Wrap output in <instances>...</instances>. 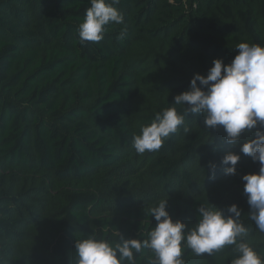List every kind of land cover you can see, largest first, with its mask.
<instances>
[{"label":"trees","instance_id":"1","mask_svg":"<svg viewBox=\"0 0 264 264\" xmlns=\"http://www.w3.org/2000/svg\"><path fill=\"white\" fill-rule=\"evenodd\" d=\"M89 7L0 0V264H75L84 235L146 239L156 223L148 210L162 199L189 227L205 202L238 205L248 242L264 252L242 181L259 163L227 144L222 128L189 114L158 152L139 155L132 146L214 59L230 64L242 42L264 46V0H120L124 23L81 46ZM228 152L241 156L234 176L221 163ZM234 255L227 248L197 257L185 248L183 259L231 264ZM153 259L143 249L136 264Z\"/></svg>","mask_w":264,"mask_h":264},{"label":"clouds","instance_id":"2","mask_svg":"<svg viewBox=\"0 0 264 264\" xmlns=\"http://www.w3.org/2000/svg\"><path fill=\"white\" fill-rule=\"evenodd\" d=\"M90 7L79 24V44H99L111 25H122L124 15L117 7L120 0H89ZM123 31L118 39H124ZM238 54L230 64L214 59L206 76L195 74L190 89L173 98L169 107L156 112L149 125L133 137L136 153L158 152L185 125L189 114L204 117V126L222 128L225 142L240 145V153L259 163V171L242 176L244 195L249 205L248 219L264 233V46L239 43ZM184 133L189 129L184 127ZM253 136L241 144L245 136ZM241 156L234 152L224 155L221 163L226 176L237 174ZM213 174L215 165L210 164ZM168 201L160 200L149 208L155 226L147 238L123 239L113 242L84 235L75 242V264H136V256L143 249L154 254L152 264H185L184 249L199 257L212 255L230 248L234 257L231 264H264V252H258L248 242L250 229L241 219L242 211L236 204L221 209L205 202L197 209L196 222L173 220L166 210Z\"/></svg>","mask_w":264,"mask_h":264}]
</instances>
